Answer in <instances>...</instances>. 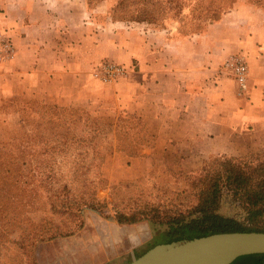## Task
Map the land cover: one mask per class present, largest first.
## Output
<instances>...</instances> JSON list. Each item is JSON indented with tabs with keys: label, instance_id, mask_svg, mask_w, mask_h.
<instances>
[{
	"label": "crops",
	"instance_id": "crops-1",
	"mask_svg": "<svg viewBox=\"0 0 264 264\" xmlns=\"http://www.w3.org/2000/svg\"><path fill=\"white\" fill-rule=\"evenodd\" d=\"M113 1L0 0V105L39 96L83 106L111 125L114 149L99 169L108 189L258 147L255 127L247 126L259 119L258 103L239 96L223 67L233 51L264 49L252 33L258 11L234 9L201 34L176 36L165 26L114 18ZM106 60L127 71L99 81L91 72ZM263 87L256 80L251 93Z\"/></svg>",
	"mask_w": 264,
	"mask_h": 264
},
{
	"label": "rangeland",
	"instance_id": "rangeland-1",
	"mask_svg": "<svg viewBox=\"0 0 264 264\" xmlns=\"http://www.w3.org/2000/svg\"><path fill=\"white\" fill-rule=\"evenodd\" d=\"M247 7L258 11L252 33L263 44L264 5L259 0H114L111 11L116 19L195 36L223 14ZM257 49L229 55L245 57L252 87L256 80L264 82V49ZM263 89L239 95L258 103L259 119L255 126L247 124L255 127L258 147L205 159L185 174L161 171L109 189L99 169L102 155L114 149L111 125L83 106H60L39 96L5 99L0 105V264L129 263L152 242L156 222L186 215L201 203L221 170L219 159L264 153ZM122 216L126 220L120 222ZM249 225L264 230V215Z\"/></svg>",
	"mask_w": 264,
	"mask_h": 264
},
{
	"label": "trees",
	"instance_id": "trees-1",
	"mask_svg": "<svg viewBox=\"0 0 264 264\" xmlns=\"http://www.w3.org/2000/svg\"><path fill=\"white\" fill-rule=\"evenodd\" d=\"M259 1L264 5V0ZM218 163L221 170L210 180L201 203L186 215H168L156 222L152 242L135 257L159 243L227 231H264L249 225L264 215V153L224 156ZM124 220L125 216L120 217V222ZM162 236L164 240L159 241ZM231 264H264V253L243 255Z\"/></svg>",
	"mask_w": 264,
	"mask_h": 264
},
{
	"label": "water",
	"instance_id": "water-1",
	"mask_svg": "<svg viewBox=\"0 0 264 264\" xmlns=\"http://www.w3.org/2000/svg\"><path fill=\"white\" fill-rule=\"evenodd\" d=\"M264 253V231H227L159 243L127 264H231Z\"/></svg>",
	"mask_w": 264,
	"mask_h": 264
},
{
	"label": "built area",
	"instance_id": "built-area-1",
	"mask_svg": "<svg viewBox=\"0 0 264 264\" xmlns=\"http://www.w3.org/2000/svg\"><path fill=\"white\" fill-rule=\"evenodd\" d=\"M223 67L231 71L238 84V94L246 96L249 86V66L243 55H231L224 62ZM127 71V68L114 61L106 60L98 63L92 70L94 78L109 82Z\"/></svg>",
	"mask_w": 264,
	"mask_h": 264
}]
</instances>
